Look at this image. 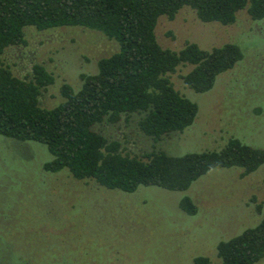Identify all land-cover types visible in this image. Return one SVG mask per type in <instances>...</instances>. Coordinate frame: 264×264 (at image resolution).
<instances>
[{
    "label": "rangeland",
    "instance_id": "rangeland-1",
    "mask_svg": "<svg viewBox=\"0 0 264 264\" xmlns=\"http://www.w3.org/2000/svg\"><path fill=\"white\" fill-rule=\"evenodd\" d=\"M155 35L172 50L188 42L204 49L233 42L243 57L206 92L183 83L190 65L170 73L174 87L198 106L182 132L155 141L139 129L136 113L93 129L136 157L153 150H218L230 137L264 148V18L253 20L244 8L222 25L203 22L184 7L172 19L160 16ZM24 39L6 48L2 60L22 79L31 77L34 64L52 73L53 83L39 97L42 107L59 103L62 84L77 89L81 74L96 73L99 59L119 49L116 40L79 26L27 25ZM52 158L41 142L0 134V264H193L197 256L218 264L217 244L264 216V164L248 175L238 167H215L185 190L139 185L124 192L76 179L65 168L45 171ZM186 196L195 214L180 207ZM255 264H264V256Z\"/></svg>",
    "mask_w": 264,
    "mask_h": 264
},
{
    "label": "trees",
    "instance_id": "trees-1",
    "mask_svg": "<svg viewBox=\"0 0 264 264\" xmlns=\"http://www.w3.org/2000/svg\"><path fill=\"white\" fill-rule=\"evenodd\" d=\"M184 7L203 22L222 25L246 9L253 20L264 18V0H0V134L46 145L53 155L45 171L67 169L76 179H91L109 189L133 192L139 185L185 190L215 167L242 169L248 175L264 164V148L230 137L218 150L170 155L163 150L142 157L124 154L120 144L93 129L104 121L140 114L139 129L155 141L191 125L195 102L173 85L170 73L190 65L181 75L195 92L210 90L216 77L243 57L240 46L227 42L210 49L194 42L179 50L162 47L155 27L160 16L175 17ZM39 30L79 26L116 40L119 49L98 61V71L81 74L80 86L64 83L62 100L42 107L39 97L54 77L34 64L31 77L13 74L3 60L6 48L25 42L24 27ZM188 214L196 207L189 197L180 201ZM218 264H255L264 256V216L255 226L217 244ZM193 264H210L197 256Z\"/></svg>",
    "mask_w": 264,
    "mask_h": 264
}]
</instances>
